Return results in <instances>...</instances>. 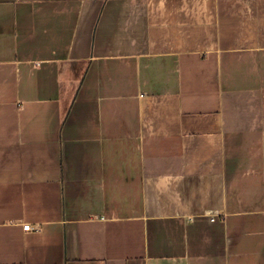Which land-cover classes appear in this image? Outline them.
Returning <instances> with one entry per match:
<instances>
[{"label":"crops","instance_id":"1","mask_svg":"<svg viewBox=\"0 0 264 264\" xmlns=\"http://www.w3.org/2000/svg\"><path fill=\"white\" fill-rule=\"evenodd\" d=\"M0 264H264V0H0Z\"/></svg>","mask_w":264,"mask_h":264},{"label":"built area","instance_id":"2","mask_svg":"<svg viewBox=\"0 0 264 264\" xmlns=\"http://www.w3.org/2000/svg\"><path fill=\"white\" fill-rule=\"evenodd\" d=\"M212 220H215V219H212ZM24 228L26 231H30L32 227H31V225H25Z\"/></svg>","mask_w":264,"mask_h":264}]
</instances>
